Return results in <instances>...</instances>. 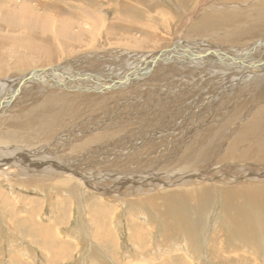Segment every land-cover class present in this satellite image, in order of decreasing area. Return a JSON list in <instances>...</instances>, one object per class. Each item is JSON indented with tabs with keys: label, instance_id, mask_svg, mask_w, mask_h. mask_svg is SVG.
<instances>
[{
	"label": "bare ground",
	"instance_id": "1",
	"mask_svg": "<svg viewBox=\"0 0 264 264\" xmlns=\"http://www.w3.org/2000/svg\"><path fill=\"white\" fill-rule=\"evenodd\" d=\"M263 4L188 0L191 11L176 21L154 0H0V180L12 188H47L44 202L59 216L47 226L34 215L16 225L27 241L47 247L46 260L77 251L61 234L71 202L60 191L78 187L97 245L116 246L119 206L146 216L150 226L160 223L163 234L193 237L212 199L221 197L220 224H227L229 240H218L222 232L209 241L246 246L253 225L243 200L255 209L264 205V183H250L264 176ZM130 25L141 39L130 37ZM169 28L173 35L165 38ZM203 32L220 46L202 45ZM62 52L75 56L58 68L65 76L57 70L11 78L52 65ZM0 192L6 208L13 201ZM254 215L264 226L262 212ZM122 221L126 243L144 249L155 231L134 215Z\"/></svg>",
	"mask_w": 264,
	"mask_h": 264
},
{
	"label": "rangeland",
	"instance_id": "2",
	"mask_svg": "<svg viewBox=\"0 0 264 264\" xmlns=\"http://www.w3.org/2000/svg\"><path fill=\"white\" fill-rule=\"evenodd\" d=\"M16 1L19 2L20 0ZM154 2L155 4H157V7L163 8L167 11L168 20L169 18H175L176 21H179L181 20V14L185 15V12L191 11L190 9L192 8V6H187L188 0H154ZM31 5H34V3H32ZM18 7H20V5H18L17 8ZM61 7L63 8L64 12H71V10L64 4L61 5ZM262 8H264V4L262 5ZM81 13L87 20H89L88 12L82 11ZM110 17L111 14H108V21L110 20ZM95 20L96 18L92 19V23L95 22ZM164 20H166V18H164ZM78 21H81V23L83 24L84 18L79 17ZM96 25L98 26L97 20ZM165 32L167 33L165 38L169 36L172 37L173 33L170 28ZM128 33L134 41L142 38V35H140V33H138L132 25L129 26ZM188 33H190L191 35L198 34L197 32L190 31H188ZM200 35V43L204 46L205 44H207V46H205L206 48H212V45H215L217 42L206 40L205 32H203V34L200 33ZM179 42L181 45H184L188 42L198 43L195 40H179ZM220 44L221 43L215 46H220ZM113 46L115 48H118V45L116 44H114ZM82 52H85V50L79 51V54L81 55ZM74 57L75 56L71 53H64L58 61H56L50 66H46L43 68L35 67L28 69L24 72L11 73V78L18 76L24 77L25 75H29L31 72L34 74H44L46 73V71H56L58 73V71L60 70L58 68L65 63V60ZM116 65L117 63H114L111 66H107L106 68L110 69ZM59 72L62 76L66 75L65 70L61 69V71ZM32 76L33 75H31V77ZM46 77L49 78L51 82H53V80H56L57 76H52L48 74V76ZM56 82L60 81L56 80ZM35 86L36 83H32L30 81L29 89L31 88L32 90H34L36 89ZM41 100L42 98H39L38 101ZM48 138H51V136L49 135ZM18 146L21 145L18 144ZM28 147L29 146H27L26 148ZM248 182H241L239 183V185L248 184ZM250 183L251 185L262 184L264 183V176L260 177L259 180ZM0 190H3L6 193L7 198L10 201H13L12 204H6L4 202L6 208L0 207V264H264V226L261 227V225H259L261 221L256 220L254 215L258 212H262L264 216V205L260 209H255L252 207V205L249 204V199L243 200L252 210L247 211V213H250L248 218H250L249 221H251V225H253V227L251 226L248 228L249 230L252 229V232H250V236H244L247 242L246 246L240 245V243L238 242L240 241L243 244V240L241 241L238 238L236 239L239 241H235L233 244L224 245L223 242L227 241L228 236H230V233L229 228L226 229L228 227L226 223H224L225 226L223 225L226 228L221 226L222 220L220 217L222 209L219 206L222 205V199L221 197H218L212 199L210 208H208L209 210L205 209L207 210V212L204 213L205 216L201 226H194L197 228L195 230L196 235H193V237H191V235H183V232H177V234H175L174 236L178 237H174L172 234L173 230L169 233L170 235H166L165 233L163 234V226L161 227L160 223L157 222V225H155L154 227L152 223V225L150 226L148 220H146V216L137 215L131 212L126 208L125 205L119 206V217L113 222V228H115L118 233V235H116L117 244L116 246L108 245L103 247L102 245L95 244V241L91 237L93 226L90 222H87V220L85 219L83 209L81 207V204H84L85 201L81 197L84 192L82 188L78 187L75 191H70L69 193H64L63 191H60V199L67 198L71 202L70 208H68L67 211L68 218L65 219V223L67 222V224L62 228L63 230L61 231V234L63 236V239L70 240L65 245H69L70 247L72 245H76L77 251L74 256H70L69 258H63L58 260H46L43 254V250H47V247L42 243L27 241L21 234L17 232L16 225L18 224V222L24 220L25 222H27L30 217L35 216V219L39 224L47 226L52 219H55L59 216V213L50 209L51 207H49L48 202L47 204H45L44 202L45 200L49 199L45 195L47 194L45 193L47 191V188H45V191H42L41 189H29L27 187L20 188L14 186V188H12L8 184L0 180ZM86 190L88 192H92L89 188H87ZM11 191H13L14 195H11L13 194ZM2 196L3 194L0 192V200L2 199ZM74 197H76L77 200L73 203V201L75 200ZM51 198L54 199L52 196ZM112 199L113 202L117 200V198ZM34 201L37 203V205H33ZM89 201H92V198ZM85 207H87V205H85ZM128 208L133 210L135 206L130 205L128 206ZM198 211L199 210H197L196 212ZM150 212L151 211H149V213ZM130 215L136 216L139 223L143 224L146 228L150 229V232L153 233L155 231V233H153L154 238H150V236H148L149 238L144 240H151L150 243L148 242L149 244L147 242L145 243L146 245L143 246L144 249H139L135 245L126 243L127 239L130 238V233L125 227L124 221L122 220ZM252 215H254V217ZM120 219L121 222H119ZM222 232H225V236L222 234ZM217 233H219V235L222 234L218 240L223 242H220L218 245L215 246L214 242L216 240L210 242L209 239L212 235H217ZM252 236L253 240L251 239ZM182 237L191 238L195 242L194 245L190 246L185 244V238ZM249 237L250 239L248 240ZM254 238H256V240ZM79 240L81 241V243ZM120 240L123 243L121 247ZM53 242L59 243L55 240V238L53 239ZM159 242L161 246L158 244ZM58 248L65 247L56 244L55 249ZM211 249L216 250V253H214V251H212ZM255 250H259L260 252ZM226 254H230V259L232 260H229L224 257V255ZM177 255H182V257H178L180 261L174 260V257ZM235 255L238 257L237 259L232 258V256ZM108 257H111L112 259Z\"/></svg>",
	"mask_w": 264,
	"mask_h": 264
},
{
	"label": "crops",
	"instance_id": "3",
	"mask_svg": "<svg viewBox=\"0 0 264 264\" xmlns=\"http://www.w3.org/2000/svg\"><path fill=\"white\" fill-rule=\"evenodd\" d=\"M224 257H226V258L229 259V260H232V259H230V257H231L230 254H226V255H224ZM232 258H233V259H237L238 257L235 255V256H232Z\"/></svg>",
	"mask_w": 264,
	"mask_h": 264
}]
</instances>
